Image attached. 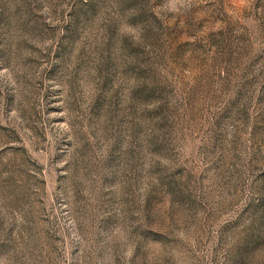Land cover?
<instances>
[{"label":"rangeland","instance_id":"374dc122","mask_svg":"<svg viewBox=\"0 0 264 264\" xmlns=\"http://www.w3.org/2000/svg\"><path fill=\"white\" fill-rule=\"evenodd\" d=\"M0 264H264V0H0Z\"/></svg>","mask_w":264,"mask_h":264}]
</instances>
